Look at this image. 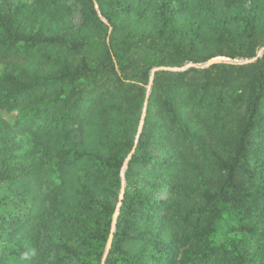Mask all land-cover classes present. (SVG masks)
I'll return each instance as SVG.
<instances>
[{"label":"trees","instance_id":"trees-1","mask_svg":"<svg viewBox=\"0 0 264 264\" xmlns=\"http://www.w3.org/2000/svg\"><path fill=\"white\" fill-rule=\"evenodd\" d=\"M74 1L83 11L75 37L55 29L54 35H45L42 26L36 27L39 21L71 15L67 0L0 6V59L15 53L24 61L43 45L63 55L47 56L48 70L40 74L14 61L0 70V109L21 112L14 125H0L3 249L14 240L20 257L31 254L26 264H64L62 248L87 254L88 260L77 264H264V50L256 55L264 46L261 19L244 26L227 18L235 0H97L102 10L109 7L103 10L111 26L107 39L108 25L100 20L94 1ZM133 2L143 6V13H152V31L140 33L137 40L112 43L111 34L121 31L113 15L128 14ZM150 2L153 7L145 5ZM88 25L104 31L93 61L85 54V36H80L92 29ZM215 56L247 61H213L152 73L136 139L151 68L203 63ZM89 99L92 103L85 105ZM106 107L108 114H115L113 128L99 132L102 148L88 153L83 129L91 121L104 126ZM18 134L25 139L18 140ZM22 145L30 150L20 152ZM133 146L111 231L114 205L97 200L100 209L93 216L91 203L102 185L108 189L104 176L120 183L123 161ZM89 155L96 167L85 174L74 195L76 212L63 206L64 198L54 200L56 195L49 193L40 202L47 198L49 208L30 205L21 210L24 192L42 165H52L61 177ZM163 185L168 187L165 199L145 191ZM225 217L233 235L219 242L217 224ZM73 219L86 227L79 246L75 241L76 248L55 242L53 256L39 248L41 233H64ZM24 225L26 236L18 234ZM5 259L0 254V264Z\"/></svg>","mask_w":264,"mask_h":264},{"label":"rangeland","instance_id":"rangeland-1","mask_svg":"<svg viewBox=\"0 0 264 264\" xmlns=\"http://www.w3.org/2000/svg\"><path fill=\"white\" fill-rule=\"evenodd\" d=\"M70 4V8H72L71 15H66L62 20L56 21V22H50V20L46 19L44 21H39L36 25V27L42 26V33L45 35H54L53 29L55 31L59 32H69L73 34V37H75L76 32L79 30V26L81 22L83 21V11L80 6V4L77 1L74 0H67ZM95 4V8L97 9V14L100 18V20L106 25H108V33L107 39L110 38L111 33V26L108 23V20L106 16L103 13L104 11H107L109 7L107 5L103 6V10L100 8L98 1L93 0ZM32 2V0H0V6L3 8L6 7H14L19 6L22 4H29ZM249 0H235L233 1V6L228 8V11L226 13V17H234V21H237L238 24L244 23V26L249 22L250 20L254 18H260L263 25H264V4L263 5H256V4H250ZM135 5H132L131 11L128 14L120 15V16H114L113 20L119 24L121 31L120 32H113L111 34V40L112 43H121V39L124 38V40H130L132 41L137 40L140 37V33H148L152 31V13L146 12L143 13V6L140 5L139 2H133ZM145 5H149L153 7L154 2L145 3ZM40 22H42L40 24ZM90 28H86L85 32H81L80 36H85L86 40V46H85V54L88 56V59L93 61L97 52L99 51L103 39H104V31L103 29L99 28H93L92 26L88 25ZM264 29V26H263ZM137 33V34H135ZM128 34V35H127ZM79 36V38H80ZM127 36L128 38H126ZM262 38H264V30L262 32ZM118 46V45H117ZM264 50V46H261L257 49L256 55H262V52ZM54 54H58L60 57L61 55L57 49H54L51 45H43L41 46L37 52L31 56L28 59H24V61L21 60L20 57H18V54H11L7 58L0 59V70L7 65V62L9 64H13V61L15 64L23 66L27 69L28 72H37V73H43L48 70L46 67L47 62V56H51L53 58ZM213 61H226V62H241V61H247V59L242 58H230L226 56H215L211 58L208 62L203 63H196L193 61H188L181 66H155L151 68V76L149 78L148 83L146 84V95L144 97L143 106L141 109V116L137 125V134L136 139L139 134V132L142 129L144 117L147 111L148 107V94L150 91V84L152 79V73L155 70L158 69H172V70H181L185 69L187 67H198L201 65H204V63H210ZM50 71H54V68L50 69ZM129 81V79H126ZM90 79H86L85 83H88ZM88 98L85 97V100ZM91 99L85 103V105H90ZM107 108V107H106ZM106 111H103V119L101 121H104V126L97 121H91L89 122L83 129V145L86 148L87 152H98L102 147L98 144V134L100 132H110V128H113L112 123L115 117L114 113H107V110L110 108L108 107ZM21 115V112L18 109H14L11 111H7L5 109H0V125L2 124H8L10 126L14 125L18 117ZM109 121L111 120V124L108 123L107 118ZM38 122V121H36ZM108 128V129H105ZM17 139L24 140L25 135L18 134L16 135ZM135 139V140H136ZM135 146L132 147L130 152L125 157L121 170H120V183L109 179V177L106 175L103 178L102 183L105 184L108 189L105 191L103 190V185L100 187V194H96L94 199L95 202L91 203L92 210L89 212V214H92L93 216L95 213L100 209V206L97 203V200H110V204L114 205V210L112 214V223H111V231L114 230V222L116 220V216L118 215V208L120 205V200L123 197V190L126 185V176L125 171L127 169L128 159L130 158L131 154L134 152ZM154 154H158L157 147H151ZM23 150H30L28 146H23L20 152H23ZM92 155H89L88 157H85L81 159L78 162H75L70 168L66 169L62 176L60 177L58 172H55L53 169V166L50 164L42 165L40 175L37 179H35L30 187L28 188V191L24 192L25 199H23L22 203V211L26 210L27 206L32 205V207L39 205L43 206L44 209L49 208L52 203H50L47 198L44 199L42 203V197L44 194L49 193L50 196L56 195L54 200H59L60 198H64V207H69L71 212H76L77 207H75V203L77 202L76 197L74 196L76 192L81 188L82 180L85 179V174H91L93 170L96 167V160L93 159L91 161ZM139 167V166H138ZM147 168H151V163L147 164ZM62 173V171H61ZM2 185V189L6 188V183ZM62 188H66L64 191ZM146 193L152 192V194L157 198L165 199L168 196V187L167 185H163L160 190H149L145 189ZM111 193V194H110ZM102 195H105L102 197ZM118 195V196H117ZM107 196V199H106ZM117 196V198L115 197ZM104 198V199H103ZM58 202V201H57ZM81 202V201H80ZM35 214H38L39 212H35V209L33 210ZM86 210L82 209L80 212H84ZM79 212V210H78ZM104 213V212H103ZM84 217V214L82 215ZM39 222L40 220H36ZM90 221L86 222V225H88ZM103 222V219H102ZM218 236L217 239L219 242H223L224 239L227 237H230L233 235V231L230 230L229 224H228V218L225 217L224 220L220 221L218 224ZM27 226H21L18 230V234H23L24 236L27 234ZM86 228L81 222L72 220V225H67V228H65L64 233H62L60 230H56L55 232H46L41 233V236L39 238L40 246L42 247V250L48 254V256H53V244L59 243L61 246L64 247V245H73L75 247V243L77 246L81 243L80 234L82 233V230ZM50 234V236H48ZM239 234V233H238ZM111 237V233H110ZM75 241V243H74ZM5 243L4 238H0V254H3V256L6 257L5 261L6 264H26L23 262L25 259H28L31 257V254H25L22 257H20V254L18 252V246L15 244V241L12 240L11 246L9 249L4 250L3 245ZM27 247V245H25ZM24 247V248H25ZM80 248V247H78ZM77 251V252H76ZM70 249V250H64V248L61 249L62 252V258L65 262L64 264H77L79 263L80 259H87L88 256L86 253H83L82 251ZM106 252V251H105ZM105 254V253H104ZM49 258V257H48ZM48 261V260H47ZM92 264H95V261H92ZM100 264V263H98Z\"/></svg>","mask_w":264,"mask_h":264}]
</instances>
